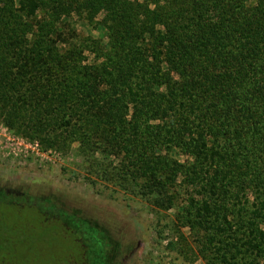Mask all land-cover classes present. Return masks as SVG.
I'll list each match as a JSON object with an SVG mask.
<instances>
[{
    "label": "rangeland",
    "instance_id": "rangeland-1",
    "mask_svg": "<svg viewBox=\"0 0 264 264\" xmlns=\"http://www.w3.org/2000/svg\"><path fill=\"white\" fill-rule=\"evenodd\" d=\"M22 1L0 0V264L78 250L86 264H264V118L233 116L210 75L181 74L200 50L169 46L163 27L115 52L98 21L30 17ZM230 12L243 45L228 46L224 88L264 104V0ZM6 221L33 241L10 235L8 258Z\"/></svg>",
    "mask_w": 264,
    "mask_h": 264
},
{
    "label": "trees",
    "instance_id": "trees-1",
    "mask_svg": "<svg viewBox=\"0 0 264 264\" xmlns=\"http://www.w3.org/2000/svg\"><path fill=\"white\" fill-rule=\"evenodd\" d=\"M237 1L243 0H25L21 3L23 13L30 17L37 16L48 7L53 21L62 16L69 20L74 17L78 21L89 23L90 26L98 21L107 29L108 39L115 52L123 42L135 39L136 41L148 40L153 43L152 37L156 34L157 26L163 27L166 35L163 39L169 46L172 44L181 46L188 57H192L195 50H200L199 56L190 58L186 62L181 74L186 76L195 69L203 80L210 75L209 81L216 84L214 90L216 94H212V97L216 98V102L220 105H229L233 116L239 114L240 118H244L245 111L249 110L255 115L254 118H264V104L253 102V106L250 102L248 106H245L240 102L237 93L231 97L224 88V74L228 71L231 77L232 62L228 57V46L233 44L242 49L243 45L240 38L242 34L239 32L243 31L242 27L238 26L239 30L229 34L230 36L226 34L227 24L231 17L230 7ZM101 13L104 17L100 22L97 18ZM163 39L158 42V46L163 45ZM155 51L161 54L160 50L155 49ZM162 65L161 62L160 67L158 66L153 74L152 83L155 86L166 84L162 83V80L166 79L163 78L165 74ZM233 76L238 80L234 83L236 86L245 85L246 82L238 71H233ZM190 83L192 82H185L183 89L187 91L190 88L191 91ZM260 85L256 83L254 90H259ZM195 87L194 85L193 89ZM230 92L233 90L230 89ZM258 92L264 96L263 89ZM188 96L189 99L190 97L194 100L200 99V93L196 91ZM187 101L182 100L181 105L185 106ZM250 115L252 117V114ZM6 222L9 244L5 247L4 256L7 257L9 246L15 243L11 238L12 234L15 235V230H10L9 222ZM2 226L4 227V222H0V227ZM23 236L19 238L15 235V238L18 244L24 241L28 248L27 243L32 244L33 241L25 234V231H23ZM78 252L77 258H68L69 264H86L85 261L80 262V259L83 261L84 253H80V250ZM7 261L5 264H22L21 261H15L12 258Z\"/></svg>",
    "mask_w": 264,
    "mask_h": 264
},
{
    "label": "built area",
    "instance_id": "built-area-1",
    "mask_svg": "<svg viewBox=\"0 0 264 264\" xmlns=\"http://www.w3.org/2000/svg\"><path fill=\"white\" fill-rule=\"evenodd\" d=\"M0 139H1V133H0Z\"/></svg>",
    "mask_w": 264,
    "mask_h": 264
}]
</instances>
